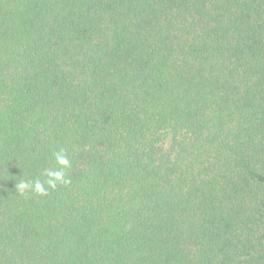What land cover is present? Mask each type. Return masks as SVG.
Wrapping results in <instances>:
<instances>
[{
  "label": "trees",
  "instance_id": "1",
  "mask_svg": "<svg viewBox=\"0 0 264 264\" xmlns=\"http://www.w3.org/2000/svg\"><path fill=\"white\" fill-rule=\"evenodd\" d=\"M0 264H264V0H0Z\"/></svg>",
  "mask_w": 264,
  "mask_h": 264
},
{
  "label": "clouds",
  "instance_id": "2",
  "mask_svg": "<svg viewBox=\"0 0 264 264\" xmlns=\"http://www.w3.org/2000/svg\"><path fill=\"white\" fill-rule=\"evenodd\" d=\"M56 162L62 166L61 170L58 171H48L47 176L49 179L47 180V185L50 188L55 189L57 186V182L62 183H69L70 181L65 178V172L63 171V168H66L69 166V161L67 157L62 153H55ZM29 187V184L27 182H22L19 185H17L18 190L23 193L27 188ZM34 191L41 194L46 195L47 189L44 187V185L36 181L34 184Z\"/></svg>",
  "mask_w": 264,
  "mask_h": 264
}]
</instances>
